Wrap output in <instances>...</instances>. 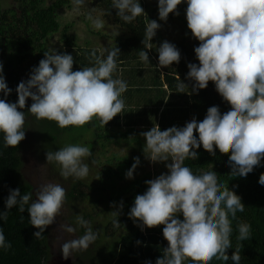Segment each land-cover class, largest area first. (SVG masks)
I'll use <instances>...</instances> for the list:
<instances>
[{"label":"clouds","instance_id":"9594fccd","mask_svg":"<svg viewBox=\"0 0 264 264\" xmlns=\"http://www.w3.org/2000/svg\"><path fill=\"white\" fill-rule=\"evenodd\" d=\"M71 2L73 10L78 11L85 0ZM182 3L187 4L185 14L192 39L200 42L194 48L199 63L187 65L186 79L193 82L191 91L198 94L207 89L211 81L230 107L222 114L219 106H211L202 121L193 117L183 127L173 126L161 131L159 126H154L141 133L146 140L145 159L153 164L165 163L168 171L145 181L147 189L135 196L128 215L142 231L164 225L162 232L168 246L155 264H182L186 258L199 264H210L214 257L241 264L239 248L231 257L227 254L232 248L230 236L233 232L229 217L235 220L237 213L245 210L241 196L218 181L215 172L194 174L189 167L183 166V162L199 159L197 150L202 146L212 155L216 149L221 153L230 152L227 163L233 177L246 178L256 167H264V0H158L159 20L167 22L170 14L178 16V5ZM112 7L126 23L146 14L140 0H112ZM87 19L94 29L104 27L103 21L91 13ZM160 28L157 20L146 23L144 48L138 52L140 60L151 63L149 50H152L153 38ZM105 51L104 59L96 56V50L91 52L96 67L76 71L73 70L72 54H61L57 50L44 52L45 58L33 67L30 78L18 84L15 90L18 100L11 103L7 98L12 89L0 63V94L3 95L0 99V133H3L4 146L15 148L25 139V111L18 109H25L29 98L32 103L28 113L37 120L55 121L61 128L83 126L93 117L99 119L101 126H106L120 114L124 109L120 97L128 85L122 79H113L112 74L121 51L119 47ZM156 51L158 68L170 67L181 60L180 50L167 40ZM185 85L181 80L177 84V93H183ZM91 155L86 146L68 145L47 151L46 161L55 164L64 179H84L89 174V165L84 158ZM169 160L172 163H166ZM139 165L140 158L136 157L125 178L134 179ZM258 183L264 186V173L260 174ZM65 198L66 191L60 184L41 185L35 192V199L32 193L22 195L19 188L10 189L5 199L7 211L0 212V220L6 222L8 212L13 208L21 213L27 210L29 223L38 229L33 236L40 239L47 227L55 222ZM109 214L116 217L119 211ZM181 215L183 219L179 218ZM76 221L86 228V232L78 239L59 244L64 259L71 257L73 252L86 250L98 236L82 215H77ZM119 223L113 220L115 226ZM61 227L68 233L75 231L67 225ZM237 228L238 241L251 238V225L241 222ZM11 246L0 230V249L7 250ZM145 264H152V261Z\"/></svg>","mask_w":264,"mask_h":264},{"label":"trees","instance_id":"16d2710c","mask_svg":"<svg viewBox=\"0 0 264 264\" xmlns=\"http://www.w3.org/2000/svg\"><path fill=\"white\" fill-rule=\"evenodd\" d=\"M95 1L104 9L107 16L114 18V21L119 26L130 30L128 37L118 40L114 45L107 48L111 50L119 47L121 53L117 59V64L130 59H140L138 52L144 48L142 40L145 26L148 20L152 19V16L141 14L131 23H126L117 16L118 10L112 7V0ZM154 1L158 3V0ZM140 2L144 10H146L145 1L140 0ZM69 4H71V0H54L49 5L45 4L44 0H20L17 6L5 8L3 0H0V63L4 67L6 82L9 88L12 89L11 95L7 98L8 102L11 103L18 100V95L15 91L18 84L22 82L24 77L30 78L33 67L38 66L39 61L45 58L44 52L50 51L47 39L61 30L58 9ZM69 28V26H65L62 31H64V37L70 48L68 53L74 57V71L97 66L95 59L91 57L93 50H96L97 57L106 58L107 51L105 50L100 54L95 48H76V43L67 35ZM157 47L159 46L152 47V50H149V55L152 53L158 59ZM177 48L181 52L180 62L163 68L166 72L165 80L169 82L171 91L177 92V84L181 80L185 84H190L187 88L190 92V107L195 111L198 121L204 119L207 109L211 106H219L223 114L230 105L224 102L222 97L216 92L213 82L210 81L207 89L200 90L198 94L191 91L193 82L187 80L186 75L189 71L188 63H199L195 57V47L181 43ZM2 98L3 95L0 94V99ZM171 104L173 102L170 100L166 105L170 106ZM29 107L30 104L27 101L25 109H18L25 111L24 129L27 126L26 119L31 115V113L27 112ZM164 111L165 109L159 118L160 129L162 121L164 122L166 117ZM92 120L90 123L91 126H94L95 118L93 117ZM109 123L116 125L114 120ZM34 124V130L32 131L34 134V148L46 151L45 153L47 151H56L62 137L76 127L70 125L61 128L55 121L48 119L37 120L36 118L34 119ZM117 124L121 123L118 122ZM48 125L52 126V128L47 130ZM126 125L128 131L125 133H113L111 128L97 127L95 141L102 142L103 148L107 147V143L118 144L122 140L130 139L128 143H132V141L138 142L140 140L139 137L136 139L131 137L133 132L136 131L133 128L135 124ZM28 126H30L29 123ZM39 127L46 129L41 135L40 130L37 129ZM165 129L167 130V128ZM194 135L198 136V133H194ZM104 142L106 143L104 144ZM23 149V141L15 148H6L3 143V133H0V212L7 211L5 199L8 197L10 189L19 188L22 195L32 193V198L34 199V186L23 175ZM197 151L199 159H185L183 166L189 167L194 174L215 172L218 181H222L225 186L235 190L245 204L244 212H238L235 220L229 217L233 232L230 236L232 248L228 250L227 254L231 257L232 253L239 248L241 264H264V186L258 183L260 174L264 173V167H256L246 178L233 177L230 175L231 168L227 163L230 152L221 153L219 149H216L215 155H212L204 150L202 146ZM143 154L138 156L140 164L143 163ZM134 160L135 158L128 161V164L132 165ZM112 161L108 160L107 164L109 167H105L101 175V186L96 187L93 191L98 194L95 201L104 202L110 207L116 201L122 200L123 209L119 216L113 217L106 225L105 234L119 238L110 250L109 261H102L99 264H145L149 260L152 261V264H155L157 258L164 255V248L168 246V242L164 239L162 232L164 225L155 228H145L142 231L140 227L129 219L128 215L135 196L146 191L147 185L145 181L154 179L153 175L149 172L143 173L126 183V185L118 187L117 179L123 180L125 178L128 167L126 168L125 165L118 170ZM102 180L106 182L103 183ZM237 185L238 187H235ZM84 187L90 188L88 184L78 179L72 187L70 196L72 198L89 196ZM89 216V214L86 215L85 219ZM179 218L183 219L182 215ZM28 219L29 213L27 210L21 213L17 208H13L8 212L6 222L0 220V230L3 231L6 242H10L12 245L7 250L0 249V264H49L51 254L48 245V227L42 238L35 239L33 233L38 231V229L33 227ZM113 220L120 221L118 227L113 224ZM241 222L251 225V238L243 242L237 240V225ZM83 231H86V229L83 228ZM119 232L121 233L119 234ZM138 241L140 242L139 244L137 243ZM182 264H199V262L186 258ZM210 264H233V262L230 259L227 262H223L214 257Z\"/></svg>","mask_w":264,"mask_h":264},{"label":"rangeland","instance_id":"374dc122","mask_svg":"<svg viewBox=\"0 0 264 264\" xmlns=\"http://www.w3.org/2000/svg\"><path fill=\"white\" fill-rule=\"evenodd\" d=\"M54 0H44V3L49 5ZM147 8L145 10L147 15L152 16L151 20H157L161 25V28L157 31V35L153 38V45L159 46L163 41L167 40L176 46L183 43L185 45L196 47L199 46V41L192 39V34L190 29L187 27V20L185 10L187 8L186 3L178 5L179 15L170 14L167 22L159 20L158 16V3L154 0H144ZM20 3V0H3V6L5 8L11 6H17ZM74 6L71 4L64 6L58 9V18L61 23V30L47 39V44L51 50H57L59 53L63 54L67 52L69 47L65 37L63 27L69 26L67 35L70 39L76 43V48H91L94 46L100 48L102 51L107 49L109 46L114 45L120 39L126 38L130 35V30L128 28H122L119 26L112 16H107L104 9L99 6L98 2L95 0H85L83 5H80L78 11L73 10ZM91 13L94 18H99L103 21L104 27L102 29H94L91 21L87 19V16ZM187 33V35H186ZM28 80L27 77H24L22 81ZM31 106L32 100L28 99ZM151 114V113H150ZM153 115V116H151ZM150 118H156L154 114H151ZM94 126H91L90 121L83 126L75 127L71 131L66 133L61 141L59 148L68 146V145H82L90 149L92 155L91 157H85L84 162L89 165V174L84 179H79L84 183L88 184L89 187H84V190L89 193V196L72 198L70 193L74 183L78 179H73L69 177L64 179L59 174V169L55 164H49L46 161V151L36 150L34 148V119L35 117L31 114L26 119L27 126L24 131H26L25 139L23 140L24 149H23V175L26 180L30 181L34 188L35 192L39 189L41 185L46 184H60L66 191V198L63 206L58 214L55 222L48 226V245L51 258L49 264H60V260L64 264H99L102 261L108 262L110 250L114 247V243L117 242L119 237H111L105 234L106 225L113 218L109 213L112 211H119L121 201H116L114 204L115 208L112 206L108 207V204L104 202H96L95 199L98 194H95L93 191L96 187L101 186L100 178L105 169L109 167L108 160L115 163L116 169H121L126 165L127 170L131 168L132 165L128 164V161L133 160L134 158L142 155L144 145L146 140L141 136L142 132L148 131L156 123H159V120L151 126V128H145L141 131H134L131 135L132 138L139 137V141L128 143L130 140H122L120 143H107V147H102V142L95 141L96 139V129L100 128V121L98 118L94 117ZM93 121V120H92ZM149 122H152V120ZM28 123L30 126H28ZM149 125V124H147ZM104 128L103 126H101ZM52 128V126H47ZM40 130V135L43 133V127L37 128ZM113 133L122 132L125 133L128 131V127H123L118 129L117 127L112 128ZM106 142H104L105 144ZM143 163L140 164L135 173L134 177L140 176L143 173L149 172L153 175L155 179L161 174H164L168 171L165 166V163H156L153 164L149 160L145 159L143 154ZM94 161V162H93ZM166 163H172L171 160ZM132 180V179H131ZM130 179L124 178L123 180L117 179L118 187L121 185H126V183L131 181ZM105 183V180H102ZM93 189V190H92ZM35 199V195H34ZM90 215L86 217V215ZM77 215H82L83 218L88 221V226L98 233L97 239L92 243L86 250L76 251L72 253V256L68 259H64L63 255L59 249V244L68 240L78 239L83 236L86 231H83L84 227H81L77 224L76 217ZM61 225H67L73 227L75 231L73 233L66 232ZM86 229V228H85ZM121 232H119L120 234ZM118 234V235H119Z\"/></svg>","mask_w":264,"mask_h":264},{"label":"crops","instance_id":"0c3cea01","mask_svg":"<svg viewBox=\"0 0 264 264\" xmlns=\"http://www.w3.org/2000/svg\"><path fill=\"white\" fill-rule=\"evenodd\" d=\"M152 47L156 46L152 44ZM94 48L100 54L103 53L97 46H94ZM69 49L68 47L67 53ZM149 59L151 63H146L140 59H130L117 64L112 78L122 79L128 85L127 91L122 93L120 97L124 101V109L113 118L117 126L108 123L110 125L107 124L103 127L122 129L127 127L126 124H135L134 130L141 131L145 128H151L159 120L164 109L166 117L161 124L162 131L173 126L183 127L193 117L199 120L195 111L190 107V92L187 89L190 84L186 83L183 93L171 91L169 82L165 80L166 72L163 68L157 67L158 59L152 53L149 55ZM170 100L173 104L166 105ZM150 113L157 116V120L156 118H150ZM149 120H152V122H149ZM118 122L121 124H117ZM156 126H159L158 123H156Z\"/></svg>","mask_w":264,"mask_h":264},{"label":"flooded vegetation","instance_id":"af4514ba","mask_svg":"<svg viewBox=\"0 0 264 264\" xmlns=\"http://www.w3.org/2000/svg\"><path fill=\"white\" fill-rule=\"evenodd\" d=\"M33 193L35 195V188L33 187ZM60 264H64L62 260H60Z\"/></svg>","mask_w":264,"mask_h":264}]
</instances>
